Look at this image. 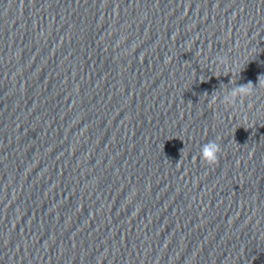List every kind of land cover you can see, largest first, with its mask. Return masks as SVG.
<instances>
[{"label": "water", "instance_id": "1", "mask_svg": "<svg viewBox=\"0 0 264 264\" xmlns=\"http://www.w3.org/2000/svg\"><path fill=\"white\" fill-rule=\"evenodd\" d=\"M0 264H264V0H0Z\"/></svg>", "mask_w": 264, "mask_h": 264}, {"label": "clouds", "instance_id": "2", "mask_svg": "<svg viewBox=\"0 0 264 264\" xmlns=\"http://www.w3.org/2000/svg\"><path fill=\"white\" fill-rule=\"evenodd\" d=\"M252 84L239 86L231 90L230 93L223 97V103L231 104L236 102V98L239 97L243 99L245 95L250 94V88ZM183 152V151H182ZM220 152L219 145L215 141H210L205 144L201 151L202 160L209 165H215L218 163L219 157L218 153Z\"/></svg>", "mask_w": 264, "mask_h": 264}]
</instances>
